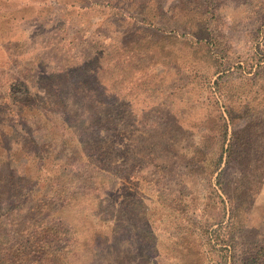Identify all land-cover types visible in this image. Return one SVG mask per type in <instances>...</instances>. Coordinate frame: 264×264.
Wrapping results in <instances>:
<instances>
[{
	"label": "rangeland",
	"instance_id": "1",
	"mask_svg": "<svg viewBox=\"0 0 264 264\" xmlns=\"http://www.w3.org/2000/svg\"><path fill=\"white\" fill-rule=\"evenodd\" d=\"M260 64L264 0H0V264H264V122L207 166Z\"/></svg>",
	"mask_w": 264,
	"mask_h": 264
},
{
	"label": "trees",
	"instance_id": "2",
	"mask_svg": "<svg viewBox=\"0 0 264 264\" xmlns=\"http://www.w3.org/2000/svg\"><path fill=\"white\" fill-rule=\"evenodd\" d=\"M221 78L222 76L220 75L218 79L216 80V85H217V89H218L217 91L219 92L220 98L224 99V97H226L225 98V111H223L221 115L222 120H223L222 128H223V135H224L223 146H225L228 141L227 140L228 133H229L228 120L230 121V125L233 129V132H232V139L228 143L227 149L224 150L222 147L223 152L220 154V156L214 157L215 155H212L210 157V160L208 161L207 166L209 169L208 175H211V176L217 173L218 171H220L219 175L222 176L223 174H225L226 170L232 168V166L234 165L238 166L242 164L235 157L238 142L243 140L244 137L248 135V133L251 132V130L253 129L252 126L255 123L264 122V110H263L264 106L261 107L260 105V102H259L260 97L254 104L250 105L251 110L247 108H242L240 107V104L234 103L238 101L239 98H236L237 96L234 97L235 95L230 94L231 92L230 89L227 91V88L224 89L222 86H220L219 80ZM250 79L251 78H246L245 81L250 80ZM253 80L255 84H258V82L264 81V64L263 65L260 64V69L256 73ZM260 87L262 88V91H263L262 92V101H263L262 104H264V96H263L264 84L261 83ZM52 88H53L52 92H47L46 99L48 101H52L57 107H60V108L68 107L72 101H75L77 99H83V100L91 101V102L97 101V98L94 97V94L91 93L90 90L85 91L84 93H81V91L79 90V87H75L69 94H67V92H64V90L60 88L59 85L58 86L55 85V87H52ZM218 92L215 91V97H216V94H218ZM224 113L227 114V118L226 116H224ZM10 160H12L11 156H9L8 161ZM223 164H225V170L224 169L221 170ZM9 175L12 178V174H9ZM16 175H18L17 171L15 172V176ZM12 181L13 179H11V181H8L9 186L0 185V213L5 211L6 208L8 209V207H10L11 204L8 201H10L17 194L18 186L17 185L14 186V183H12ZM220 185H221V188H220L221 191L230 200H233L236 197H239L241 195V194L232 195L228 191V188L226 187V185L225 186H223L224 184H220ZM219 197H221V195H219ZM0 223H1V220H0ZM31 261L33 260H30V262ZM34 262L31 264H34Z\"/></svg>",
	"mask_w": 264,
	"mask_h": 264
}]
</instances>
